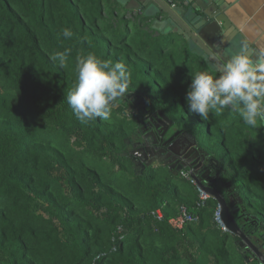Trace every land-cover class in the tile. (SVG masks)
I'll list each match as a JSON object with an SVG mask.
<instances>
[{
  "label": "trees",
  "instance_id": "trees-1",
  "mask_svg": "<svg viewBox=\"0 0 264 264\" xmlns=\"http://www.w3.org/2000/svg\"><path fill=\"white\" fill-rule=\"evenodd\" d=\"M65 49L61 68L52 57ZM88 53L124 63L130 79L108 120L81 123L66 96ZM200 60L117 0H0V264H261L187 170L137 169L124 153L146 112L171 122L169 134L193 136L264 254L263 128L230 107L207 120L189 111ZM183 213L197 221L173 228Z\"/></svg>",
  "mask_w": 264,
  "mask_h": 264
},
{
  "label": "clouds",
  "instance_id": "clouds-1",
  "mask_svg": "<svg viewBox=\"0 0 264 264\" xmlns=\"http://www.w3.org/2000/svg\"><path fill=\"white\" fill-rule=\"evenodd\" d=\"M58 35L70 39L73 33L63 28ZM70 52L58 51L52 59L63 68ZM75 68L76 81L66 96L73 114L81 123L96 118L108 120L114 102L127 93L130 73L126 65L88 53L76 57ZM218 71L221 74L215 78L203 71L191 75L185 97L189 111L207 120L210 110L219 112L230 107L248 125L264 120V52L253 57L245 43Z\"/></svg>",
  "mask_w": 264,
  "mask_h": 264
},
{
  "label": "water",
  "instance_id": "water-1",
  "mask_svg": "<svg viewBox=\"0 0 264 264\" xmlns=\"http://www.w3.org/2000/svg\"><path fill=\"white\" fill-rule=\"evenodd\" d=\"M184 1L188 0H117L126 10L137 12L150 21H153V27L155 29L158 30L160 26H163L160 30L163 34L171 32L182 36L188 43L189 48L192 49V52L194 51L192 45L196 47L195 53L201 57L208 72H215L220 75L221 73L218 69L221 68L225 61L220 56L217 48L221 47L223 43L221 40L222 37L218 39L219 42H212L208 38L207 31H214L217 29L218 23H223L221 29L226 28L228 27V23L224 17H221L220 14L216 12L211 13L210 11H204L203 15L192 12L188 14V9ZM189 15H193V18L190 19ZM164 120L166 119L164 118ZM260 122L264 132V120H260ZM169 126H171V122L167 121L164 132L168 130ZM155 127L157 128V126ZM196 148L198 147L194 137L183 133L179 135V139L176 143L169 146V151L165 155L166 157H170L171 160L177 158L182 160L186 159L192 152L197 153ZM198 152L202 154L203 158L206 157V154L201 149L198 148ZM124 155L123 153V156ZM166 164L167 163L164 165ZM213 164L216 168L217 164L214 162ZM195 165L196 164L190 160H187L186 163L182 161L178 170H187L186 175L196 188L200 192L206 194L207 197L217 202L223 230L237 236L240 239V244L246 249H249L261 264H264V254L244 235L242 229L237 225L234 219V214L237 210L231 208V203L228 204L226 202L222 193L216 189V186L212 185L210 182L204 183L202 177H197L196 173L192 170V166ZM147 166H149V164H147ZM217 177L220 178L219 174ZM222 184L227 185L221 181V185Z\"/></svg>",
  "mask_w": 264,
  "mask_h": 264
},
{
  "label": "crops",
  "instance_id": "crops-1",
  "mask_svg": "<svg viewBox=\"0 0 264 264\" xmlns=\"http://www.w3.org/2000/svg\"><path fill=\"white\" fill-rule=\"evenodd\" d=\"M184 3L188 9V14L192 12L203 15L204 11H210L211 13H219L221 17L226 19L228 27L221 29L223 23H218L217 29L207 31L208 38L212 42H219L218 39L222 37L223 43L217 49L224 61L229 59L232 54L238 52L245 43L249 46V55L253 57L264 52V0H188L184 1ZM189 17L192 19L193 15H189ZM151 28L155 29L153 21H151ZM162 28L163 26H160L158 30H155L161 32ZM169 34H174L183 39L182 36L171 32L164 35ZM192 48H194L193 52L188 45L189 51L196 54V47L192 45ZM199 64L202 69L209 73L202 59ZM210 75L214 78L219 76L215 72H210Z\"/></svg>",
  "mask_w": 264,
  "mask_h": 264
},
{
  "label": "flooded vegetation",
  "instance_id": "flooded-vegetation-1",
  "mask_svg": "<svg viewBox=\"0 0 264 264\" xmlns=\"http://www.w3.org/2000/svg\"><path fill=\"white\" fill-rule=\"evenodd\" d=\"M138 120L139 127L136 132V141L131 144V151H127L137 169L163 165L169 166L178 172L182 161L186 163L187 160H190L196 164L192 166V170L196 173L197 177H202L204 183L210 182L216 187L225 186L224 184L221 185V180L217 177L218 172L213 164V160H209L207 157L203 158L202 154L198 152V148H196L197 153L192 152L186 159L180 160L177 158L171 160L170 157H166L165 154L168 153L169 146L177 142L179 135L176 133L169 134L168 130L164 132L166 125L164 119H159L155 114L146 112L145 115L138 117ZM165 163L167 164L164 165Z\"/></svg>",
  "mask_w": 264,
  "mask_h": 264
},
{
  "label": "built area",
  "instance_id": "built-area-1",
  "mask_svg": "<svg viewBox=\"0 0 264 264\" xmlns=\"http://www.w3.org/2000/svg\"><path fill=\"white\" fill-rule=\"evenodd\" d=\"M198 192L200 193L201 199H204V198L207 197L206 194L200 192L199 190H198ZM215 219L220 224V226L222 227V222L220 220V210H219V208H218V210L215 213ZM196 221H197V218L189 216L186 213H183L177 219L171 220L170 224H171V226L173 228L181 229L183 227V225H185L187 223H195Z\"/></svg>",
  "mask_w": 264,
  "mask_h": 264
},
{
  "label": "rangeland",
  "instance_id": "rangeland-1",
  "mask_svg": "<svg viewBox=\"0 0 264 264\" xmlns=\"http://www.w3.org/2000/svg\"><path fill=\"white\" fill-rule=\"evenodd\" d=\"M199 67L202 69V67L200 66L199 64ZM134 141H127V149H125L124 153H126L127 151H131V144L133 143ZM135 143V142H134Z\"/></svg>",
  "mask_w": 264,
  "mask_h": 264
}]
</instances>
